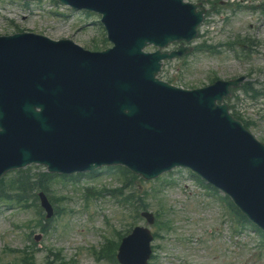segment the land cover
I'll use <instances>...</instances> for the list:
<instances>
[{
  "label": "water",
  "instance_id": "1",
  "mask_svg": "<svg viewBox=\"0 0 264 264\" xmlns=\"http://www.w3.org/2000/svg\"><path fill=\"white\" fill-rule=\"evenodd\" d=\"M102 15L113 49L88 53L68 41L0 38V176L30 163L53 172L124 165L145 178L191 169L231 196L264 229V147L226 106L233 82L183 91L159 82L144 54L189 41L200 13L181 0H60ZM147 82L146 88L139 80ZM120 261L146 264L150 238Z\"/></svg>",
  "mask_w": 264,
  "mask_h": 264
},
{
  "label": "rangeland",
  "instance_id": "2",
  "mask_svg": "<svg viewBox=\"0 0 264 264\" xmlns=\"http://www.w3.org/2000/svg\"><path fill=\"white\" fill-rule=\"evenodd\" d=\"M201 2L211 13L206 15L193 47L202 45L211 50H193L181 59L165 62L161 77L165 81L172 79L173 85L192 89L208 85L215 78L229 80L244 76L246 87L263 95L253 101L249 98L251 93L245 95L240 87L225 102L234 107L232 112L249 123L248 130L255 138L264 143V16L247 7L248 4L264 6V0ZM53 6L60 8L56 5L51 8L46 0L28 5L0 0V35L27 31L54 40L70 39L87 50L108 46L103 42L105 34L98 16L63 7L60 9L67 17L54 16L50 13L55 10ZM28 168L31 175L45 170L39 166ZM160 178L159 181H132L127 187H123V180L114 171L94 177L83 175L74 181L55 179L47 197L58 216L49 221L44 216L40 218L35 208L2 205L0 264L14 262L17 255L11 254L10 249L21 250L31 242L37 249L32 259L34 264H59L61 259L56 251H61L65 261L75 260L78 264H114L106 259L96 260L91 250H99L106 239L117 240L114 232L125 235L135 226H147L142 218L135 217L132 203L137 197L149 205L147 211L154 215L161 206L170 222L167 232L150 227L152 233L159 232L163 237L151 244L158 247L157 259L150 264H264V249L259 247L258 238L252 232L234 237L235 244L233 240L228 241L231 231L222 206L208 199L204 189L187 172L174 170ZM150 188L151 196L158 191L155 201L144 195ZM103 189H120L121 197L132 195L133 202L122 204L121 198L104 195ZM39 220L44 224V234L37 224ZM158 224L164 228V219L158 220ZM36 234L41 235L38 242L33 240Z\"/></svg>",
  "mask_w": 264,
  "mask_h": 264
},
{
  "label": "trees",
  "instance_id": "3",
  "mask_svg": "<svg viewBox=\"0 0 264 264\" xmlns=\"http://www.w3.org/2000/svg\"><path fill=\"white\" fill-rule=\"evenodd\" d=\"M15 186H17L18 188H15L14 190H17V192L19 194H21L22 196H25L28 194L29 191H31V189L28 187L29 186V180L28 179H18L15 183ZM6 183H3L1 186H4L5 187ZM2 189H0L1 191ZM2 194L5 193V190H2ZM0 194V196L2 195Z\"/></svg>",
  "mask_w": 264,
  "mask_h": 264
},
{
  "label": "bare ground",
  "instance_id": "4",
  "mask_svg": "<svg viewBox=\"0 0 264 264\" xmlns=\"http://www.w3.org/2000/svg\"><path fill=\"white\" fill-rule=\"evenodd\" d=\"M139 85H140V87H142V88H146V87H148V86H147V82H146L145 80H142V79L139 80Z\"/></svg>",
  "mask_w": 264,
  "mask_h": 264
}]
</instances>
